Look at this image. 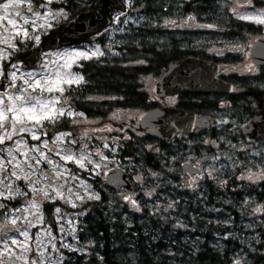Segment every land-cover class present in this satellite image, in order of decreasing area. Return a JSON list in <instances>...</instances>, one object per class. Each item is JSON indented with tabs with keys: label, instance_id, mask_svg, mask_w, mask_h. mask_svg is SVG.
Wrapping results in <instances>:
<instances>
[{
	"label": "rangeland",
	"instance_id": "1",
	"mask_svg": "<svg viewBox=\"0 0 264 264\" xmlns=\"http://www.w3.org/2000/svg\"><path fill=\"white\" fill-rule=\"evenodd\" d=\"M159 1L151 3L150 8L156 11L151 16L144 9L147 5L141 9L143 0H125L126 11L116 12L112 25L100 34L104 42L97 40L52 49L42 54L39 67L25 68L18 53L39 46L42 36L50 29L72 19L78 13L74 11L76 0H30L13 6L7 10V14L9 20L15 21L14 25L3 19L5 11L2 5L9 3V0H0V84L4 80V86H0V94H3L0 98L4 99V105L0 107L9 105L11 101L7 97L19 95V90L27 89L31 93V89L24 84L25 80L29 83L48 80L50 85L55 82V85L64 89L63 92L56 90L40 94L56 110L63 109L64 115L57 112L55 119L42 121V126H34V122L18 124L12 139L0 144V162L7 165L0 170V264H65L74 253L90 254L92 240L82 234L85 231V224L82 223L87 213L92 211V203L101 200L99 189L107 185V172L114 167L128 171L127 167L135 166L132 160L124 156L126 150L122 151V147L132 132L137 131L139 121L148 109L114 107L104 111L102 116L87 115L77 110L74 107L76 102L67 94V90L86 82V76L75 68L81 61L117 55L120 46L123 48L130 41H139L145 36L148 40L155 37L153 40L157 38L160 42L177 39L197 51L220 53V50H224L225 54H220L222 57H226L233 48L235 55L243 56L233 63V70L245 75L254 70L246 52L259 37L264 36V24L256 22V19L241 17L264 18V0H251L250 4H243L239 0H208L203 4H196L193 0H167L163 4ZM150 17H153L151 21ZM227 17L253 24L260 31L254 33L252 30L227 28ZM179 27H185L186 32H181L183 30ZM142 29L148 30L142 32ZM149 29L156 32L150 34ZM164 30H169L165 36ZM78 52L87 53L90 58L75 57L73 54ZM12 72L16 73L14 81L10 78ZM159 76L154 73L142 75L141 90L147 92L149 102L154 107L176 106L179 98L168 96L161 99L157 95ZM79 77L83 79L78 84H67L61 80ZM245 82L249 84L250 80ZM220 101L223 104L218 101L214 111L217 116L208 132L172 144V174L168 175L169 179L176 177L177 182H168H173V192L166 193L161 189L167 178L165 172L140 168L131 178H135L133 194L129 195L122 189L112 195L114 200L128 205L132 210L141 211V205L147 197L160 191L163 195L159 196L157 204L161 209L168 206L180 210V205L189 199V195L195 194V198L205 201L210 189L231 190L236 194V190H240L245 183L246 198L241 199L239 204L234 198L228 201H232L237 208L245 207V217L253 223L246 224L248 234L251 235L255 220L256 224H264V210L258 212L248 195L251 185L259 186L255 177L263 169L264 157L256 160L255 156L259 157L260 152L249 149L250 137L244 133L252 110L255 111L253 108L257 107L254 101L246 99L238 108L225 97H220ZM69 112L72 115H68ZM58 121L64 123L58 126ZM20 127L31 131L20 132ZM8 130L11 131V128L8 127ZM3 132L4 129H0V134ZM33 134L39 139H33ZM150 149L157 148L150 146ZM69 155L73 159H67ZM37 160L39 163H36ZM77 161H81L83 167ZM180 161L197 162L202 167L196 183L193 177L198 173L191 175L181 166L174 169V162ZM18 163L19 168L16 167ZM154 202H149L151 207ZM48 206H51L50 210ZM187 206L188 215L177 212L172 221L187 234L186 241L192 243L195 237H188L193 234L188 227L192 220V202ZM12 220L16 221L15 224L11 223ZM177 220H180L181 225H178ZM215 222L220 224V220ZM224 223L225 226L232 224V218L226 217ZM229 234L233 235V231ZM242 234L240 240L245 242L249 235ZM261 234L256 232L251 235L257 244L264 237ZM225 237V234L221 236ZM13 240L17 243L13 244ZM243 256L239 255L240 258ZM239 257H235V264H239Z\"/></svg>",
	"mask_w": 264,
	"mask_h": 264
},
{
	"label": "trees",
	"instance_id": "2",
	"mask_svg": "<svg viewBox=\"0 0 264 264\" xmlns=\"http://www.w3.org/2000/svg\"><path fill=\"white\" fill-rule=\"evenodd\" d=\"M154 10L150 8L149 15L153 16V12H156ZM152 19L153 17H150L149 21ZM225 19L227 28L232 30L233 28H236V31L252 30L254 33L260 31L259 28L255 29L253 24L238 22L231 17ZM146 30L142 29V32ZM149 32L153 34L156 31L149 29ZM153 38L155 37L148 40L142 36L139 41H130L131 43L123 48L120 46L117 55L81 61L75 68L86 76V82L68 93L76 102L74 107L87 115L97 116L104 115V111L114 107L152 108L154 106L149 102L147 92L141 90L142 75L160 74L170 62L189 54L203 58L201 54L192 50V47L188 48L177 39L160 42ZM100 41L104 42V38ZM146 59L147 61H144ZM257 83L261 81L258 80ZM242 95L244 96L239 99L240 101L249 97L248 93ZM101 99L104 100L100 101ZM217 100L218 96L185 94L178 106L207 114L208 111L217 109ZM63 123L64 121H58L56 125L61 126ZM208 130L210 129L204 130L201 134ZM150 146L157 149H150ZM122 148V151L126 150L124 156L135 165L133 168L127 167L131 177L140 168L165 172L167 178L161 189L166 193L173 192V182H168L170 180L168 174H172L170 141L133 131ZM174 182H177L176 177ZM99 190L101 200L92 203V211L87 213L82 223L85 224V231L82 234L92 240L91 252L74 253L75 255L69 257L65 264H235V257L242 254L243 258H237L240 260L239 264H264V224H256L254 221L251 235L262 232L263 237L261 243L257 244L254 236L248 234L249 230L246 228V224L253 223L246 219L245 207L237 208L232 201H228L235 199L234 201L239 204L241 199L246 198L245 183L240 190H236V194L231 190L210 189L206 193L205 201L195 198V194L189 195V199L193 200L184 201L180 205V210L168 206L161 209L162 207L157 204L159 196L163 195L160 191L147 197L141 205L143 209L136 211L126 204L116 202L112 195L118 191L109 185ZM250 190L251 188L248 189V195ZM153 200L155 202L151 207L149 202ZM190 202L193 208L190 213L192 220L188 227L192 229L193 234L188 237H195L192 243L186 241L187 234L172 221L177 212L188 215L187 205ZM116 205L118 208H115ZM155 208H158V211H155ZM47 209L50 210L51 206ZM226 217L232 218V224L225 226ZM216 220H220V224H215ZM177 223L181 225L180 220H177ZM231 231L233 235L229 234ZM242 233L249 235L245 242L240 240ZM223 234L226 235L225 238H221Z\"/></svg>",
	"mask_w": 264,
	"mask_h": 264
},
{
	"label": "water",
	"instance_id": "3",
	"mask_svg": "<svg viewBox=\"0 0 264 264\" xmlns=\"http://www.w3.org/2000/svg\"><path fill=\"white\" fill-rule=\"evenodd\" d=\"M239 1L242 2V0ZM125 8L126 5L120 0H99L92 10L81 12L76 19L62 22L51 29L42 36L39 46L19 52L18 58L25 68H37L42 61V53L45 51L84 42H94L98 39L99 33L111 25L113 12L125 10ZM251 57L255 63L264 64V37L259 38L253 45ZM226 67V65L192 55L183 60L173 61L160 74L156 84V93L164 99L166 96L183 92H245V88L226 83L216 77ZM0 86H4V80ZM211 123L212 117L206 113L165 105L148 109L141 117L136 129L160 140L169 141L179 133H199L208 129ZM244 131L257 139L264 138V106ZM182 167L191 175L200 172L199 167L187 161L182 164ZM106 180L111 188L125 189L129 195L133 194V185L124 169L119 167L110 169L106 174Z\"/></svg>",
	"mask_w": 264,
	"mask_h": 264
},
{
	"label": "flooded vegetation",
	"instance_id": "4",
	"mask_svg": "<svg viewBox=\"0 0 264 264\" xmlns=\"http://www.w3.org/2000/svg\"><path fill=\"white\" fill-rule=\"evenodd\" d=\"M120 1H122V0H120ZM123 1L125 2V0H123ZM155 1H159V0H143V3L141 4V9H143L147 5V7L144 8V9L147 12V14L149 15L150 12H148V11H149V8L152 7L151 3L155 2ZM165 1H167V0H160L159 2H161V4H163ZM168 1H172V0H168ZM206 1L207 0H201V1L193 0V2L196 3V4H201V3L203 4ZM98 2H99V0H93V1H90V2H86L85 0H76L75 5H74V11H78V13L75 16H73L72 19H70L68 21H71V20L75 19L81 12H86V11L92 10V8H95L97 6ZM156 7H159V6H156ZM113 14H115V13H113ZM179 29L183 30L181 32H186V30H187V29H185V27H179ZM168 31L169 30H164L163 33H165V34L167 33L168 34ZM261 37H263V36H261ZM261 37H259V38H261ZM100 39H102L101 36H100L99 40ZM257 40L250 46L249 50L246 52L247 55H248V58H250V60H251V64L254 66V70L251 71L250 74H248V75L239 74L236 70H233V63L237 62V60L239 58L243 57V56L240 57L238 55H235L233 53V51L235 49H233V48L230 49V51L228 52L229 54L226 57H222L220 55V54H222V55L225 54L224 50H220L219 51L220 53L215 52V51L209 52V51H203V50H200V51L194 50V51H196V53L201 54L200 56L203 57V58H200L198 56L200 59L209 60V61H213V62H216V63H220V64H223V65H226L227 67L224 70H222L220 73H218L216 75V77L221 79V80H223L226 83H232V84H235L237 86L245 88L246 89L245 92H237V93H227V92L226 93L225 92H219V93H189V92H183V93H177V94L169 95V96H171L173 98H179L180 99L179 102L176 104V106L180 107V106H178V104L180 103L181 98L185 94H186V96L189 95V94H201V95H206L207 97H209V96H218L217 104H218V101L221 104H223V102L220 101V97H222V98L225 97V98H227L229 100V102L231 104H234L235 108H238L237 106H239V107L242 106V105H240V103L243 100L242 101L239 100V99H242L241 97L244 96L242 94L248 93L249 97H246L245 99L248 100L249 102L254 101V104H255V106L257 108H255V107L253 108V109H255V111L252 110L251 118L246 124V127H247L248 124L252 121L253 117L257 113L261 112L262 109H263V106H264V64L255 63V61L251 57L252 47L257 42ZM81 45H83V44H81ZM239 49L241 50L242 48L239 47ZM191 55L194 56V54H189V55H186V57H184L182 59H179V60H183V59H185V58H187L188 56H191ZM194 57H196V56H194ZM198 57H196V58H198ZM179 60H176V61H179ZM246 80H250V83L249 84L246 83L245 82ZM258 80H260L261 83L258 84L257 83ZM78 85L71 86L67 90V94L70 91H74L75 89L79 88L80 86H78ZM64 95H66V92L64 93ZM207 114L212 117V124H213V122L215 120V117L217 116L216 113L214 111H208ZM233 116H235V115H233ZM250 130H251V128H250ZM203 131H201L199 133H196V134L179 133V134H176L169 141L171 142V144H175L176 142H179L183 138L184 139H189V138H192L191 137L192 135L199 136ZM244 133H245V131H244ZM248 136L250 137V142H249V147L250 148L249 149L255 151V153L256 152H260V156L259 157L255 156L256 160H259L260 157L261 158L264 157V138L257 139L256 137H252L250 135H248ZM260 150H262V151H260ZM183 163H184L183 161L174 162V169L176 170L177 166H181L182 167ZM193 164L195 166L199 167L200 173H201L202 167L197 162H194ZM182 169H183V167H182ZM254 169H255V165H254ZM200 173H198L197 175H195L193 177L194 178V180H193L194 183L197 182V177L200 176L199 175ZM129 177H130V179L132 178L130 175H129ZM255 178L257 179V182H259V186L251 185V190H250L251 201L250 202H251L252 206L253 205L257 206L258 212H261L262 210H264V165H263V169L261 171H258V175ZM134 180H135V178L131 179L132 184L135 182ZM170 181H175V178H171Z\"/></svg>",
	"mask_w": 264,
	"mask_h": 264
},
{
	"label": "snow or ice",
	"instance_id": "5",
	"mask_svg": "<svg viewBox=\"0 0 264 264\" xmlns=\"http://www.w3.org/2000/svg\"><path fill=\"white\" fill-rule=\"evenodd\" d=\"M30 2V0H9V3H5L2 5L5 14L3 19L7 21L9 24H15V21L8 19L7 10L13 6H19L22 3ZM243 4H250L251 0H242ZM242 19H256V22L264 24V18L261 17H250V16H244L241 17ZM17 34H19V30H17ZM38 39V38H37ZM75 57H83L84 59L90 58L87 53L84 52H78L73 54ZM95 55V53H93ZM15 67V65L13 66ZM2 74V73H0ZM32 74H29L31 76ZM13 81L16 79V73L12 72L11 77ZM83 77L75 78V79H68L63 80L61 78L63 83L72 84V83H80ZM24 84L27 85L28 89H31V93L27 91V89L19 90L20 94L13 97L8 96L7 99L11 101V103L7 106L0 107V129H4L3 134H0V144H3L5 140L12 139L13 134L16 132V126L23 125L28 122H34V126H42V121L44 120H53L56 118L57 112L59 115H64L63 109L56 110L53 105H51L47 100H45L42 95L43 92H52V91H60L63 92V87H59L55 85V82H53L52 85L49 84L48 80H35L32 83H29L28 80L24 81ZM32 93H38L37 95H33ZM3 95V94H0ZM19 102V103H17ZM0 105H4V99L0 98ZM11 114V116L9 115ZM68 115H72L71 112L68 113ZM82 115V114H81ZM11 128V131L8 130V127ZM20 132L25 131H31V129H26L25 127L19 128ZM33 139H39V137L35 136L33 134ZM57 139H60L58 137ZM45 146H47L45 142ZM2 151V150H0ZM11 154V153H9ZM41 156H43V153H41ZM45 159H47L45 157ZM67 159L71 160L73 157L69 155ZM10 164L11 161H8ZM36 163H39V160L36 161ZM77 163L81 164V167H83V164L81 161H77ZM7 165L0 162V170H3L6 168ZM16 167H20V164H16ZM12 175H15V173H12ZM27 178V177H26ZM2 182V181H0ZM38 191H43V189H38ZM47 195V193H45ZM59 195V193H58ZM35 206V205H33ZM59 211V209H57ZM15 220H12L11 223L15 224ZM26 235V233H25ZM13 244L17 243V241L13 240Z\"/></svg>",
	"mask_w": 264,
	"mask_h": 264
}]
</instances>
